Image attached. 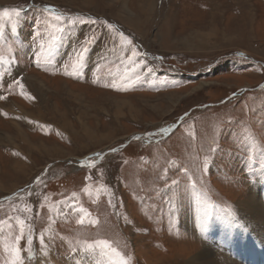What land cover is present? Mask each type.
<instances>
[{"label":"rangeland","instance_id":"rangeland-1","mask_svg":"<svg viewBox=\"0 0 264 264\" xmlns=\"http://www.w3.org/2000/svg\"><path fill=\"white\" fill-rule=\"evenodd\" d=\"M5 8L22 11L0 20V264L15 246L22 264H188L212 223L237 214L236 227L254 231L238 210L264 185V0H0ZM92 33L73 73L69 57ZM132 61L141 66L121 79Z\"/></svg>","mask_w":264,"mask_h":264},{"label":"bare ground","instance_id":"bare-ground-1","mask_svg":"<svg viewBox=\"0 0 264 264\" xmlns=\"http://www.w3.org/2000/svg\"><path fill=\"white\" fill-rule=\"evenodd\" d=\"M14 125L19 133L21 128L18 129L17 124ZM259 183L264 184V179ZM238 214L254 231H249L245 227H236L237 214L221 223H212L209 230V241L205 245L203 243L204 250L201 249V251H196L199 252L196 255L188 256L186 262L188 264H264V185L249 190L244 200L240 201ZM213 231L214 234H212ZM216 233L228 238L225 236L220 238ZM214 236L216 239L213 238ZM196 241L200 242L201 239H196ZM251 247L253 250H246ZM236 255L242 260L239 258L237 260Z\"/></svg>","mask_w":264,"mask_h":264},{"label":"snow or ice","instance_id":"snow-or-ice-1","mask_svg":"<svg viewBox=\"0 0 264 264\" xmlns=\"http://www.w3.org/2000/svg\"><path fill=\"white\" fill-rule=\"evenodd\" d=\"M22 9L20 8H13L11 10H9L8 8L3 9L2 12H0V20L3 19H8L10 21H14V18L19 16L21 13ZM43 11L47 12L49 14H53L55 12V9L51 6V5H45L43 7ZM55 19L57 21H62V20H67V23L70 25H75V24H97L100 23V21H98L96 18H82V17H75V18H71V17H64L63 15H56ZM103 24L106 26V28L108 30H110L113 33L118 32V29L116 27L115 24L113 23H109L106 20L103 21ZM99 35L97 33H92L89 36H86L79 44V46L74 49L73 53L70 55V60H71V68L73 70V73H75L78 69H80L86 62V59L90 53V50L92 48L93 45H95L97 43V41L99 40ZM53 39H55V37H53ZM119 39H120V43L122 47H127V46H131V50H132V55L133 56H138L139 53L137 52V50L135 49V47L132 44V40L127 37L123 32H119ZM131 59V58H129ZM0 61H3V57H0ZM133 66L132 67H126L125 71H124V76L121 77V79H124L125 77H127L131 72H134L136 70V68H139L141 65L139 63H136L135 61H132ZM17 83L19 81H16ZM21 87H23V85H21ZM233 95H235V93H233ZM0 99H2V97H0ZM183 119V118H181ZM169 129L166 127H161L157 130L158 133L163 134L165 132H168ZM155 135V134H153ZM135 139V137H134ZM112 151H115V149H112ZM94 157L95 156H99V153H95L93 154ZM78 165L83 166L84 161H77L76 162ZM173 185H175L177 183V181H173L172 182ZM81 211H83V209H81ZM210 215V212L206 209L204 211V219L206 220L207 217ZM19 225H20V229L21 232H23V228H24V221L23 220H19ZM78 223L83 224L84 223V219L83 217H81V219L78 221ZM21 239L20 236L16 237V241H17V245L19 240ZM99 243L104 244V241H100ZM29 244H31V237H29ZM41 246L43 248V238H41ZM88 249L92 248V245L89 244L87 245ZM73 252L77 251V249H72ZM12 252V259H10L7 264H22L21 261V254H20V249L18 246H15L12 248L11 250ZM28 257L29 259H31L33 257V253L31 248L28 249Z\"/></svg>","mask_w":264,"mask_h":264},{"label":"water","instance_id":"water-1","mask_svg":"<svg viewBox=\"0 0 264 264\" xmlns=\"http://www.w3.org/2000/svg\"><path fill=\"white\" fill-rule=\"evenodd\" d=\"M97 153H99L100 155H104V154H105L104 151H99V152H97ZM92 157H94V155H93V153H90V154H88V155H86V156H84V157H82V158H77V159H76V162H77V161H84V164H83V166H84V165H87V164H89V163H93V162L90 160V158H92ZM71 162H72V164H73L74 166H76V168H78V166H80V165H78L76 162H73V161H71Z\"/></svg>","mask_w":264,"mask_h":264}]
</instances>
